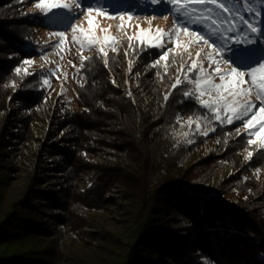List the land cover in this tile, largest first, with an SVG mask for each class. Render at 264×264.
<instances>
[{"label":"trees","instance_id":"obj_1","mask_svg":"<svg viewBox=\"0 0 264 264\" xmlns=\"http://www.w3.org/2000/svg\"><path fill=\"white\" fill-rule=\"evenodd\" d=\"M260 5L264 8V4ZM1 6L4 5L0 3ZM18 19L0 17V39L4 42L0 44V63L10 61L6 56L11 53L5 49L7 45L27 44L23 36H14L12 28L17 25L13 24L18 23L13 22ZM21 30L20 27L18 32ZM133 44L140 53V46L135 41ZM153 51L154 48L145 47L140 56L151 60ZM183 56L168 59L161 75L178 74L181 65L186 63ZM152 71L159 73L161 67H153ZM105 78L101 67L95 65L88 86L95 82L102 88L95 108L88 105L87 108L98 118L107 115L105 125H97V128L100 126L106 133L101 140L107 147V157L101 161L105 165H100L99 169H103L106 173L103 175L109 180L98 181L96 198L85 208L102 211L112 207L119 197L124 227L120 231L107 230L99 218L91 217L87 225L90 235L98 242L94 252L65 253L66 257H62L58 226H62L65 209L71 202L67 179L73 173L74 164L68 166L70 171L60 169L64 157L69 161L67 164L70 163V154L56 149V133L49 143L45 139L33 162L27 166L24 180L16 183L10 173L16 166L11 161L12 156L6 155L15 154V140L11 137L16 136L18 127L6 132L5 122L0 129V264H59L61 259L66 264H193L194 259L202 257L215 260L211 253L218 249L224 253L232 249L231 252H237L235 242L243 248L249 244L259 256L256 262L264 264L262 213L245 205L231 204L219 194L206 196L186 189L209 164L208 156L190 160V152L201 145L203 138H194L183 145L172 140V132L178 126V112L181 117H196L204 112L194 99L177 103L183 100V91L189 90L191 84L185 81L180 88L172 90L173 94L165 102V95L176 81L175 76L167 81L164 78L167 84H154L152 92L147 94L151 104L144 107L136 96H121L119 89L106 83ZM180 78L183 79L182 72ZM25 99L17 96V105ZM59 117L53 130L66 129L68 140L81 136L89 128H82L81 116L76 113ZM228 147L231 146L225 148ZM256 160L259 163L253 164V168L264 169L263 150ZM261 175L264 179V172ZM220 227L223 228L221 233ZM245 260L242 256L240 264Z\"/></svg>","mask_w":264,"mask_h":264},{"label":"rangeland","instance_id":"obj_2","mask_svg":"<svg viewBox=\"0 0 264 264\" xmlns=\"http://www.w3.org/2000/svg\"><path fill=\"white\" fill-rule=\"evenodd\" d=\"M63 2L75 8L74 0H63ZM0 3L4 5L0 7V17L20 18L19 21L13 22L18 24L12 23L17 25L12 28L15 29L13 33H15L14 36H23L27 42L20 47L7 45L5 49H9L10 54H16V57L13 58L14 55H12L10 58L8 54L6 56L10 58V61L5 64L0 63V129L5 122L6 132L18 127L16 136L11 137L15 140V154L6 155V157L12 156L11 161L16 166L15 170H10L11 177L16 183L24 180L26 168L33 162L36 151L45 139L46 143H49L57 133V143L54 142L56 149L66 151L70 154L68 159L71 158L70 163L67 164L69 161L67 162V158L64 157L60 170L70 171L68 166L71 167L70 164H74L73 173H70L71 176L67 179L69 181L67 185H70L71 202L65 209L64 219L60 224L62 226H58L62 237L60 246L62 257H66L65 253L74 255L78 251L93 253L98 242L90 235L91 229L87 225L91 217L99 218L103 228L107 230L120 231L124 226H122L123 213L119 207V197L115 202L113 201L112 207L102 211L95 212L85 208L96 198L98 181L109 180L103 175L106 174L102 171L103 169H99L100 165H105L101 161L107 157L105 156L107 147L103 144L104 140H101L102 137L105 139L106 133L99 127L105 125L107 115L98 118L96 113L95 116L88 109L95 108L102 88L101 85H95V82L88 86L91 70L95 65L100 66L106 76L104 79L106 83L119 89L121 96L125 98L131 95L136 96L142 106L149 107L151 99L147 94L152 92L154 84L164 86L167 84L166 81L174 79V76L176 81L177 74L168 72L166 77L161 75L166 61H161L160 65H157L161 67L159 73V70L154 72L153 67L147 65L150 61L154 63L160 52L172 49L174 43H168L165 49L154 48V56L151 60H146L142 56L137 59V54L128 50V37L135 38L139 32L144 39H147L148 36L155 38L158 32H171L173 13L156 15L153 10L161 9V5L151 4L150 0H106V2L100 0V3L104 5L103 15L97 14L96 11H93L90 17L81 14L74 23L78 30L87 33L90 27L89 20H91L93 34L100 37L104 35L114 37L116 41L114 46L117 51L113 52L105 45H98L90 51L87 49L81 51L78 44L72 43L71 29L66 33L65 42L61 47L55 49L50 47L58 42V38L49 35V29L43 22V13L35 7L33 0H2ZM173 7L174 5H167L169 9ZM244 7L243 4L240 5V14L249 17L255 14L256 7L262 8L260 4H256L254 11L248 13L244 11ZM75 10L79 12L78 8ZM236 23L239 24V20ZM227 26L225 24V28ZM20 27L22 30L18 32ZM79 35L80 31L77 32V36ZM134 41L140 46L135 39L132 43ZM179 42L181 44L185 42L182 35ZM0 44H4L1 39ZM101 46L108 51L107 67L104 56L98 51ZM126 51L127 55H125ZM198 52H202L201 47H189L188 52H182L180 48H176V51L168 52L167 60L174 56L185 55L183 57L186 63H190L191 59H198L196 56ZM82 55L90 58L84 62V67H81ZM25 58H30L32 63L24 65ZM16 67L21 68L19 74L15 72ZM204 67L208 68L207 60L204 61ZM224 67L226 66H222ZM25 70L28 74H25ZM164 78H167L166 81ZM216 82L219 83L218 80ZM166 88H169V85H166ZM190 89L194 91L195 85L191 84ZM17 96L26 99L17 105ZM201 99L208 100L209 97L206 94ZM252 99L258 104L254 97ZM196 103L202 108L197 101ZM153 111L157 113L154 107ZM88 112L90 114H87ZM65 113L80 115L82 128L87 126L89 128L81 136L77 135L71 140L65 136L66 129L55 132L53 125L61 119L59 116ZM197 116H200V119H197ZM197 116L192 117L191 123L188 116L181 117L176 130L172 132V140L177 145L188 144L194 138H203L201 145L190 152V160L205 156L209 159V164L204 171L186 185L187 191L206 196L219 194L221 199L238 207L245 205L249 209H255L258 214L262 213L264 218V179L261 175L264 169L253 168V164L259 163L256 156L261 150L264 151V148H260L259 141L249 148L246 144L248 137L243 130L240 136L235 135L236 127L242 128L240 121L221 127L207 109ZM97 125L100 126L97 128ZM197 125L200 126L199 129ZM207 128H215V131H208V134L204 135L203 132ZM226 145L231 147L226 149ZM246 149L253 153L249 159H246L248 157ZM256 207L259 208L256 209ZM218 231L223 232V228L220 227ZM234 246L237 252H231L232 249L224 253L218 249L211 253L215 256L213 258L215 260L202 257L198 260L194 259L193 264H240L242 256L247 259L244 264H260L256 262L259 259L258 254L252 251L253 248L249 244L243 248L235 242ZM59 264L66 263L61 259Z\"/></svg>","mask_w":264,"mask_h":264},{"label":"snow or ice","instance_id":"obj_3","mask_svg":"<svg viewBox=\"0 0 264 264\" xmlns=\"http://www.w3.org/2000/svg\"><path fill=\"white\" fill-rule=\"evenodd\" d=\"M150 2L161 5V9L153 10L158 16L167 12L173 13V29L169 33L158 32L155 38L148 36L144 39L139 32L135 38L128 37V50L136 53L137 59L145 47L159 50L165 49L168 43H174L172 49L160 52L158 59L154 63L150 61L147 65L155 67L160 65L161 61H167L168 52H174L176 48H180L182 52H188L189 47L192 46L202 48V52L196 54L198 59H191L190 63L181 65L176 82L171 85L170 91L164 97L165 102L173 94L172 90L180 88L185 81L194 84L195 90H184L183 100L177 103L195 99L202 108L211 112L212 118L221 127L240 121L242 128L237 126L235 135L240 136L243 130L247 134L246 144L249 148L257 141L260 148H264V18H262L264 8L256 7L255 14L251 17L240 14L241 4L245 6L244 11L252 13L254 6L264 4V0H226V2L225 0H150ZM33 3L43 13V22L49 29V35L58 38V42L50 46L52 49L64 44L66 33L71 29L72 43L78 44L81 51L85 49L90 51L98 45H105L113 52L117 51L114 37L108 35L100 37L93 34L91 20L87 33L78 30L74 23L81 14L90 17L93 11H96L97 14L103 15L104 5L100 0H74L75 8H78L79 12L63 0H33ZM168 4L174 7L169 9ZM237 20L239 24L236 23ZM225 24L228 25L226 28ZM78 31H80L79 36H77ZM206 31L207 35H205ZM181 35L185 39L183 44L179 42ZM133 39L140 45V53H137L136 46L132 43ZM98 51L104 56L107 67L108 51L104 46L99 47ZM127 54L126 51L125 55ZM12 55L16 54H10V58ZM88 59L90 58L81 56V67H84V62ZM205 60L208 62L207 69L204 67ZM31 63L30 58L23 60L24 65ZM222 66L226 67L222 68ZM15 72L19 74L21 68L16 67ZM181 72L183 79L180 78ZM25 74H28L27 70ZM206 94L209 99H201ZM253 97L258 104L253 102ZM176 118L181 119L179 112ZM197 119H200V116H197ZM191 121L192 117L189 116V123ZM199 127L197 125L198 129ZM208 131H215V128H207L203 134L207 135ZM252 155V151L248 150L246 159L251 158Z\"/></svg>","mask_w":264,"mask_h":264}]
</instances>
